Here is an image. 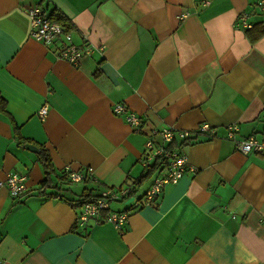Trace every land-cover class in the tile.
Here are the masks:
<instances>
[{
  "label": "crops",
  "instance_id": "1",
  "mask_svg": "<svg viewBox=\"0 0 264 264\" xmlns=\"http://www.w3.org/2000/svg\"><path fill=\"white\" fill-rule=\"evenodd\" d=\"M258 2L0 0L3 264H264V153L243 154L226 139L230 123L239 138L264 136V35L250 42L237 22L247 13L251 25H264ZM32 5L46 16L64 14L72 42L92 52L72 65L54 45L31 38L25 8ZM117 102L141 117L140 130L112 113ZM203 122L216 133L186 143L192 169L145 204L152 181L137 182L149 129L193 130ZM40 147L52 179L66 165L91 167L87 182L12 197L7 173L24 174L26 191L44 178ZM131 184L134 199L109 206L128 211L122 230L93 218L77 225L74 201L83 188L97 195Z\"/></svg>",
  "mask_w": 264,
  "mask_h": 264
},
{
  "label": "built area",
  "instance_id": "2",
  "mask_svg": "<svg viewBox=\"0 0 264 264\" xmlns=\"http://www.w3.org/2000/svg\"><path fill=\"white\" fill-rule=\"evenodd\" d=\"M208 1H205L207 4ZM258 4L264 10V0H259ZM30 18V37L40 41L46 45H54L58 58L64 59L72 65H77L80 58L92 52V47L86 43L78 46L72 42L71 34L65 30L58 22H53L47 18L40 6L32 5L25 8ZM244 29L250 28L252 25L248 22L247 13H241L237 21ZM47 113L45 106L38 111L40 117H44ZM112 113L115 115H124L128 124L134 129L140 130L142 127L141 117L128 110L126 105L122 103H114L112 105ZM238 125L230 123L226 125V139L233 142L237 151L247 154L249 152L264 153V136L257 138L255 135H249L244 138L237 137ZM215 127L208 123H200L193 130L176 129L174 127H152L146 134L144 142L143 156L141 164L143 168H147L158 159L162 161V166L156 171V175L143 195L145 204L153 202L162 189L167 184L177 183L187 169H192L187 165V157L184 152V146L190 142L195 135L204 134L211 138L215 135ZM64 173L70 182H81L85 176L92 172L91 167H87L84 171L73 170L70 166L64 167ZM25 175L22 173L10 172L5 175L4 184L9 190L12 197H18L26 191ZM130 185L118 188H106L97 194L93 200L84 203L78 212L76 223L78 226L84 227L89 219L93 218L97 223L109 222L117 229L122 230L128 222L129 213L127 210H110V203L113 201L127 200L130 193ZM105 212V215L102 213ZM3 264V261H0Z\"/></svg>",
  "mask_w": 264,
  "mask_h": 264
},
{
  "label": "trees",
  "instance_id": "3",
  "mask_svg": "<svg viewBox=\"0 0 264 264\" xmlns=\"http://www.w3.org/2000/svg\"><path fill=\"white\" fill-rule=\"evenodd\" d=\"M47 18L53 22H58L59 24L62 25V27L65 30L71 28L68 18L64 14L57 12L55 9L49 13ZM245 34L250 42H255L258 38L264 35V25H262L261 23L254 24L250 28L245 29ZM5 111H6V101L0 95V113H5ZM18 141L19 143L25 144L29 140L23 137H18ZM38 157L42 161V167L44 170V178L40 181L37 188L25 191L24 193H22L21 195L17 197L19 199L22 197H28L30 195H36V196L44 195L47 190L53 191L52 194L55 195L57 192H60L63 190L62 189L63 182H65L66 184L70 182L69 179L67 178L66 173L64 172L62 174H57L55 172L56 177L55 179H52L54 170L52 167L51 158L49 156V153L44 147H40L39 152H38ZM161 166H162V161L156 159L151 166L144 169V173L138 180L137 184L149 178ZM88 177L89 176H85L82 181L87 182ZM129 187H130V193L128 197L133 195L135 192V188L134 186H132V184ZM96 197L97 195L92 193V189L83 188L78 199L74 202L77 206L81 207L84 203L89 202ZM102 215H105V212H103Z\"/></svg>",
  "mask_w": 264,
  "mask_h": 264
},
{
  "label": "water",
  "instance_id": "4",
  "mask_svg": "<svg viewBox=\"0 0 264 264\" xmlns=\"http://www.w3.org/2000/svg\"><path fill=\"white\" fill-rule=\"evenodd\" d=\"M24 147H25L27 150L32 151V152H36V151H37V147L34 146V145L31 144V143H26V144L24 145ZM132 200H133V197H129V198L126 200V203H129V202L132 201Z\"/></svg>",
  "mask_w": 264,
  "mask_h": 264
},
{
  "label": "rangeland",
  "instance_id": "5",
  "mask_svg": "<svg viewBox=\"0 0 264 264\" xmlns=\"http://www.w3.org/2000/svg\"><path fill=\"white\" fill-rule=\"evenodd\" d=\"M153 174H154V175H153ZM153 174H152V175H153V177H154V176L156 175V173L154 172ZM153 177L150 176L148 180H149V181H152V180H153ZM147 182H148V181H147ZM147 182H146L144 185H142L140 188H141V189H144V188L146 187V185H147ZM139 191L141 192V190H139Z\"/></svg>",
  "mask_w": 264,
  "mask_h": 264
}]
</instances>
